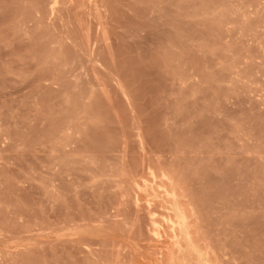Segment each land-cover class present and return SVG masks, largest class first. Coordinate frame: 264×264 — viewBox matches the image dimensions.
Segmentation results:
<instances>
[{"label":"rangeland","instance_id":"1","mask_svg":"<svg viewBox=\"0 0 264 264\" xmlns=\"http://www.w3.org/2000/svg\"><path fill=\"white\" fill-rule=\"evenodd\" d=\"M0 264H264V0H0Z\"/></svg>","mask_w":264,"mask_h":264},{"label":"bare ground","instance_id":"2","mask_svg":"<svg viewBox=\"0 0 264 264\" xmlns=\"http://www.w3.org/2000/svg\"><path fill=\"white\" fill-rule=\"evenodd\" d=\"M137 197V196H136ZM137 200V199H136ZM157 209V208H156ZM166 210H168V209H166ZM155 217V216H154ZM157 220H159L158 218H156ZM155 219V220H156ZM157 220H156V222H157ZM161 220V219H160ZM165 220V219H164ZM160 223V222H159ZM165 223H166V225H167V227L169 228V230L171 231V234L173 233V234H175L176 233V230H177V222L175 221V220H173L170 216L165 220ZM159 224H157V225H155V230H154V234H155V236H156V238L157 239H161L162 237H163V232L161 231V229L162 228H158L157 226H158ZM160 226H162V225H160ZM175 237V236H174ZM164 238V237H163Z\"/></svg>","mask_w":264,"mask_h":264}]
</instances>
